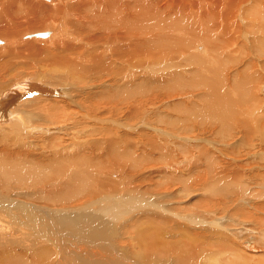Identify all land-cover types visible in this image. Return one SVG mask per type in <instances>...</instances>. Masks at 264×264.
Returning <instances> with one entry per match:
<instances>
[{"label": "bare ground", "instance_id": "6f19581e", "mask_svg": "<svg viewBox=\"0 0 264 264\" xmlns=\"http://www.w3.org/2000/svg\"><path fill=\"white\" fill-rule=\"evenodd\" d=\"M44 1L51 3L50 6L52 7L50 8L49 6H47V4H44L42 0H0V5H3L0 6L1 12H7V16H0V34H5L7 37V34L11 35V33H13L16 27L19 25L22 26L25 23L33 25L34 23H38L41 18H44V20L45 18H50V21L53 22L51 29L44 30L43 28L42 31L34 30L24 32L23 34L18 35L13 43L18 45L16 41L21 43L22 40L27 42L30 39L34 40L42 38L41 40L46 41L45 43L50 46L58 45V47H56L58 52H52L49 49L41 48L40 46L35 45V43L33 42L29 43L28 45H26V47L23 48L28 55L32 56V60H37L39 64L36 63L38 64L37 66H35L36 64H33L34 66L31 65L32 71H35H30L31 75L33 76L25 75L20 79H15L11 84H6V87L2 91L0 90V136H7L11 133L13 134V132L18 135H26L27 133H35L36 131L48 132L50 130L56 131L55 129L62 128L61 130L64 129V131H66L67 133V136L60 137L59 135H57L58 140L60 137L59 144H61L58 148L54 146L56 145V143H51L52 147L49 145L50 150L53 152V154L58 149L59 152H62L69 146H74V148L77 149L78 144H83L90 147V142L92 141V139H87V136L85 135L82 137L81 141L77 140V136L72 134V136L69 135V133H73L75 130L70 131V129L72 128H70L69 126L67 128H63V126H66L64 125L63 121H66L68 119H70L71 121V119L74 118L73 114L77 113V111L74 110L75 108L73 109L72 106L78 108L77 103H82L83 100L86 99V97H81L80 99H78L79 95L74 89V81L62 78V76L60 75V80L58 81L57 77L59 76L56 77L57 72L67 70L74 60L82 58L81 61H83V63H92V65L84 68L77 66L76 64H72V69L75 68L76 70H81V72H83L84 74L83 77L86 79L87 84L92 83L95 80H100V76L102 74L115 76V78H112L110 81L114 84L113 89L111 90L113 93L109 96L112 99H116L118 103L115 101H108L104 105L106 106V109L104 111L101 110L102 113H105V115L107 113L113 116H120V114L124 112V106H130V112H127V115L125 113V115L122 114L124 115V117H122L123 123H125L124 125H122L123 123L121 124V121L117 119L118 117H113V121L111 119L106 120L103 116V118H96L93 112H87L86 110H84L81 114L79 113V115L87 119L98 121L102 124L101 127L102 131L104 132L103 134H106L109 137V139L105 141L109 148V161H107L106 164H117V162L123 161L122 163H124V167H129L127 170L129 173H131V175H133L132 172L134 171L138 170L139 172V170L142 168L141 166L145 162V158L141 155L136 156L134 152L136 151V148L134 149L135 144H143L142 140L138 142V139L135 140L133 138L136 137V133L129 134V132H134L135 129H137L138 131L141 125L137 128V124H135L136 128H133V126L127 124L134 118H137V116H135L137 111L138 115H141V117L144 116L146 118L147 115L145 116L144 113L147 110L153 108L151 107L149 102L157 99L158 97L157 96L153 100H151L149 97L155 89L166 90L165 94L159 93V95H161L160 98L171 95L172 99L177 97L192 99L193 97H195L196 100L199 99L203 101L205 100V90H207V93H210L212 95V103L205 102V106L206 108L208 107V110L204 109L201 111V113L200 111L194 109L198 107L192 106L191 103H194L195 101L190 103L186 101L176 104L177 108L175 110L177 111V113L174 110L176 114L161 113L157 116H154V121L150 122V120H147L146 127L149 130L151 129V133L155 134V136H152V147H165L172 155V159L170 161H166V164L168 163V167H175L179 164L186 165V163L189 162V156L187 157L188 160H184L183 163L176 162L175 160H177V156L175 155V151L173 152L174 149L170 147V140L172 139L174 140V142L175 140L178 141V143H172V145L176 147L177 145L181 147L184 146L183 143H185L187 140L184 137H179L178 134H185L187 130L189 131V129H193L194 125L192 128L191 123H193V121L195 120H199L200 122H209L210 120L212 121V123H216L217 126L222 127L223 130H225L226 125L230 129L233 120L238 116L239 112L237 111L238 106H236L237 94H235V90L236 88H238V93H242L241 87L246 84L245 81L248 78V76H246L248 74L246 68L254 65V60H248V52L246 53L247 57L244 56V58L248 61H246L243 56H241V63L238 58L227 60L220 59L219 51L223 49L227 56L233 57L235 51H237L238 49L242 50L243 48H245L246 50H251L253 48V51L260 55L258 56L254 54L251 56L256 57L259 61L263 60V58L259 57H264V40H259V42H256V44L254 43L250 46L247 45L249 48H247V46L245 45V42L247 41L246 37L249 34V31H247L249 29V24H246V22L248 21L252 23L254 21L253 19H256L259 23V15L255 14V8L257 4L259 6L260 2L262 3L264 2V0H254L255 3L250 8H244V5L253 0H237L236 2H234L235 0ZM262 4L260 8L264 7ZM190 9L192 10L191 14L189 13ZM241 11L246 14V17H248L247 19L243 18V13ZM261 11L263 12L264 10L262 9ZM13 15H19V17H14ZM6 17L8 18V20L6 19ZM202 18H205L204 22ZM262 19L264 20V13H262ZM244 22L245 25H243ZM202 23H205L204 25L213 23L216 25V27H219V31L221 32L216 33L210 29H208L207 32L198 31V26L201 27L200 24L202 25ZM37 32H47V35L35 36L34 34ZM214 34L219 35L216 36ZM84 36H86V40H84ZM2 38L6 39L5 37ZM2 38L0 37V39ZM103 39L106 40L104 42L96 44ZM198 40L203 41L204 43H196L198 42ZM66 41H73L76 43H80L81 45L78 46L76 43L73 44ZM247 42H249V40ZM1 43L2 44L0 47L4 49L3 47L6 43L3 41ZM207 43L211 44L208 45ZM93 45H95V47ZM220 45H222L223 47L221 49H218ZM90 48L91 50H88ZM61 50L65 52H61ZM4 51L9 53L8 55L10 56H8L9 58L7 59L5 58L6 60L0 59V70H5L4 75L6 76L3 82L12 79L15 75L23 74L24 71L28 69H25V67L23 69H18L11 64V57L14 52H16V50L4 49ZM253 51L251 53H254ZM17 52L20 53L19 50H17ZM170 61L181 62V64H183V67L187 66L188 69L186 70H189V72H187L188 76L184 77L186 74L183 73L185 68L176 70V68L178 67L175 63H169ZM236 62L243 64L241 65L242 67H237L238 70L234 67L233 74L231 72L229 73V70L227 68L231 63L234 65L237 64ZM153 63L155 67L161 66V63H169L166 66L167 72H165L164 69H161L157 73H155V76H153V79L157 83H152L153 79L146 80L144 78H138L137 80H135L136 82H132L133 80L130 79L129 81H126L125 84H122L127 76H131L132 78L135 72L138 71L133 77V79H135L137 78L136 76L137 74H139L140 69L146 68ZM193 63L195 65H198V68L194 71L193 69H190V65H193ZM259 63H261L264 67V61H261ZM101 71L103 72L102 74ZM12 74L15 75L12 76ZM162 74H164V76H162ZM78 76H76V79L78 78ZM139 79H142L144 81L140 82ZM130 82L131 84H129ZM145 82L148 84L149 88L144 91V88H146L144 87ZM207 82L210 84H208ZM78 83L79 82L77 81V84ZM231 83L234 87H231L229 85ZM0 84L2 83L0 82ZM83 84L86 85L85 82ZM62 85H64L65 88H63ZM91 87L93 86H90V88ZM186 88L188 90H191L193 93L187 94L185 92L187 91ZM196 89H198L199 91H196L197 93H194ZM175 91L176 95L174 94ZM94 93L96 92L94 91ZM137 95L140 96H138V99H136ZM226 99L228 100L227 104L225 103ZM92 102V100H89L87 98L89 108H94L93 110H96L97 108L95 107V105L93 106V104L95 103L93 102L92 104ZM146 102L149 103L148 108H145L143 111L139 110L137 107V103L140 106L141 104H146ZM171 108L173 110L174 106H171L169 109ZM33 113L35 115H33ZM150 113L151 112H149V114ZM83 119H80V121L74 119V126H78L79 129L83 130L82 133H85L86 131L87 135L93 137V135L97 133L95 124L90 122L91 120ZM140 119L141 118L138 117L139 121L137 120V122H140ZM58 121L62 122L63 126H60ZM79 122L83 124L80 125ZM144 124L145 123H142V126H144ZM159 125H164L165 128L173 130L172 132L175 133V136H173L172 133L166 131L165 129L164 132L163 129L159 127ZM115 126H118L119 128L116 129ZM120 127L126 129V131L119 130L121 129ZM90 129L92 131H90ZM148 131H143L142 129L138 132V134L145 136ZM191 131L192 130H190V132ZM116 135H121L127 138V146L125 147V149H127L126 153H120V151H118V149L116 148L120 146V143H118V141L116 140ZM157 137L161 138L162 143H157ZM99 139L100 138H97L96 141L93 140L92 146L99 145ZM82 140H84V142ZM205 142H207L206 139ZM52 148H54V150ZM182 150H184V148L181 149V153H183L184 151L188 152L187 149H185L184 151ZM141 151L143 152V148L141 149ZM183 158L184 157H182V159ZM178 159L182 161L181 158ZM65 160L66 159H64L65 163L58 165L57 167L52 164L49 170L56 172L54 173V175H64L66 172V170H64V167H68L67 174H72V184L75 186L70 191L68 200L66 199V197L41 196L37 198L31 191V194L26 192V194H20L19 191L17 193L16 189L15 191H12L11 195H9V190L3 185H6L8 182H10L14 184V186L18 189L21 188L20 186H23L24 184H29V182L33 179H41V177L44 176L47 171L41 170L38 167H34L32 166V164L24 165L22 162L18 163L13 159L0 158V187L2 186L3 188H5H2L0 190V214L5 210L7 204L10 202L13 204L16 203L15 206H17L13 207V210L15 211L12 214L13 218L9 214L3 216L0 215L1 240L4 239L7 235L6 231L8 230L6 229V226L8 225H10L11 227H15L16 230H18L17 232L19 233V235H21V239L18 237L16 241L23 242L26 241L24 237L30 235V230L28 228L29 226L36 228L38 222H49V224L55 230L56 234L67 238L66 243H61L59 241H55L53 243V248L57 254V258H70L71 260L77 259L76 261H78L79 258H81L80 260H86L89 257L85 255L81 256L79 255V253L84 252L82 251L84 249L91 250V247H93L92 242H90V240H84V237H80L79 235L71 231H63L58 225L56 221L57 219L55 218L62 217L64 225L71 226L72 230L74 231H77L76 229L78 228L85 229L86 227H90V230L92 231L91 235L93 237H96V240H99V242L103 244L104 242L100 239L108 235V232H106L107 230L104 229L113 230L115 227L116 230L117 224L120 223L122 219H124L126 214H128V211H134L137 208L138 211H140V209H149V211H152L154 210L151 207L152 205L156 210L159 209L158 211L166 213L169 216L176 215L171 212L167 213L166 211L162 210L163 208L159 207V205L153 204L152 202L150 205V201L156 203L155 199L152 198V195L150 196L149 194L143 193V202L140 199V192L142 190L138 191L140 187L137 190L135 188V195H131L127 191L122 190V182H124V184H127L125 186L127 189L130 188L129 184L127 183V180L129 179L126 178L127 176H124V174L122 173L123 170L120 171L119 175L116 172H113L117 169L116 165V169L112 167L111 169H106V175L111 177V180L109 179L110 181L106 180L105 178L104 180H99L100 185L98 183V180L90 185L89 183L95 180L96 177L93 174H91L90 176L86 174L79 178L77 176L76 169L71 168L72 166L66 165ZM56 162L57 161H55V163ZM136 164H139L140 168L137 170L132 169L134 168L132 167V165L135 166ZM164 174L165 173L162 174L163 178L166 179V175L164 176ZM3 178L5 179V181ZM175 180H179L181 182V180L183 179H181V177L179 176V178H176ZM164 183V180L161 183L157 182L156 187L162 186V184ZM132 188L133 187H131L130 190H132ZM101 189L105 191H101ZM26 190H28V188ZM120 190L121 194L125 198L126 204L124 202H116L117 199L112 198L111 193ZM144 190L146 192L147 189L144 188ZM80 191L88 192V195L85 197L84 201L81 203V205H70L69 203H71L80 195ZM14 193L17 194V199L13 198ZM96 196H98V198H102V200L104 199L103 203L105 204V206H116H113L115 211H113V209H110L109 211L107 210L114 215L113 221L110 224L106 222H100L98 224L92 225L89 220V218H91L92 216H78L76 218L69 217L71 216V214L76 213H80L81 215H83V213L91 210L94 205L89 206V204L98 199L96 198ZM28 199L44 203V205H46L47 207L38 208L35 203H30ZM137 202H140L141 204L137 205ZM144 205H150V207L146 208ZM24 206H28L32 211L25 212ZM48 206H51L53 208H49ZM37 216L44 218L40 220L37 218ZM177 216L178 219L182 218L185 222L194 226L207 227L208 225V223L205 222L204 219H195L191 217L192 219L187 220L183 216ZM154 218L155 217L151 216L148 219H146L145 217V220H141L143 225L146 226V232L148 236H152L150 231L152 223L150 220L159 224H163L162 221H158L156 220L157 218ZM1 219L9 222H3ZM216 221H213L212 224L210 223L212 231L220 230V225L218 224L219 226H217ZM143 227H138V229L141 231ZM8 237H10V235ZM113 237L116 238L120 236L117 232H115ZM182 237L185 239H183L181 242L177 241L178 243L189 244V242H194L197 245L203 244L205 242L202 234H196V236H194L193 234H190L186 231L182 234ZM110 241L111 239L104 244L108 245ZM206 241L209 242L208 240ZM86 246H88V248H86ZM244 246L246 245L244 244ZM247 246H250V244L247 243ZM98 254L102 255L107 253L103 248L99 251ZM136 255L139 256V258L145 257V255L139 254L138 252ZM10 256L11 255L8 254L6 257L0 259V263L23 264L22 259L26 260V257L23 254H19L20 257H18L17 260L14 261L11 260ZM73 256H76V258H74ZM110 259L116 260L117 258H113V256H110ZM93 260L96 259L93 258ZM129 260L134 261L133 258H130ZM138 260H135V262ZM236 260H234L233 262H237ZM238 260H240V258Z\"/></svg>", "mask_w": 264, "mask_h": 264}, {"label": "rangeland", "instance_id": "374dc122", "mask_svg": "<svg viewBox=\"0 0 264 264\" xmlns=\"http://www.w3.org/2000/svg\"><path fill=\"white\" fill-rule=\"evenodd\" d=\"M236 1L237 0H235L234 2ZM42 2L44 4H47V6H49L50 8L52 7L50 6L51 3H48L44 0H42ZM254 3L255 1L253 0L245 4L244 8H250L254 5ZM262 3L260 2L259 6L257 4L258 7L256 6L255 8L256 11L254 10L255 14L259 15V23L258 20L256 19H253L254 21L252 23L248 21L246 22V24H249L250 26V27L248 26L249 29L247 28L249 34L246 37V39L247 41L249 40V42L247 41L245 42L246 46L247 45L250 46L254 43L256 44V42H259V40H264V20L262 19V13H264V11L263 12L261 11L262 9L264 10V7L260 8L261 4L264 6V2ZM241 12L243 13V11ZM189 13L190 14L192 13L191 9L189 10ZM5 15L7 16V12L6 11L1 12L0 10V16H5ZM242 15L243 18L245 19L248 18L246 17L245 13H243ZM13 16L19 17V15H13ZM6 19L8 20L7 17ZM202 20L204 22L205 18L204 19L202 18ZM52 23L53 22L50 21V18L48 19L45 18V20L44 18H41V20L38 23H34L35 25L34 24L29 25L25 23L26 25L25 24L22 26L19 25L20 27L17 26L15 31L11 33V35L7 34V37L5 34L3 35L0 34L1 38L2 37L6 38V39L3 38L0 39L6 43L4 44L3 48L8 50L9 49L16 50V52H14V54L11 57L12 60L11 64L18 69H23L24 67L25 69L28 68L26 71H24L23 74H18V75L12 74V76L13 75L15 76L12 79H9L5 82H3L4 79L6 78V76L4 75L5 70H0V82L2 83L0 84L1 91L6 87L5 86L6 84H11L15 79H20L25 75L33 76L31 75V72H35V71L34 70L32 71L31 65L34 66L36 63H38V61L32 60V56L28 55L27 52L23 49L24 47H26V45L33 42L35 43V45H38L41 48L49 49L52 52H58L56 49L58 45L50 46L45 43L46 41L41 40L42 38L34 39V40L30 39L27 42L22 40L21 43L16 41L18 45L13 43V41L16 40V37L18 35L23 34L24 32L34 31V30L42 31L43 28L44 30L51 29ZM204 24L205 23H202V25L200 24L201 27L198 26V31L207 32L208 29H210L216 33L221 32L219 31L220 30L219 27H216V25L213 23H210L209 24L210 26L208 24L207 25ZM243 25H245V22L243 23ZM81 35H85V34H81ZM218 35L219 34H217L216 36ZM106 39H103L97 42L96 44L100 42H104ZM84 40H86V36H84ZM2 41H0V46L2 44L1 43ZM66 42L73 44L76 43L73 41H66ZM196 43L203 44L204 42L198 40V42ZM76 44L78 46L81 45L80 43H76ZM207 44L209 45L211 43H207ZM93 46L95 47V45ZM248 46L247 48H249ZM222 47L223 46L220 45L218 49H221ZM0 49L2 50V51L0 50V59L4 60L5 58L6 59L9 58L8 57L10 56L8 55L9 53L4 51L2 47H0ZM17 50H19L20 53H18ZM88 50H91V48ZM251 50L253 51V48ZM251 50L250 49L246 50L245 48H243L242 50L238 49L237 50L238 52L235 51L233 57L227 56L223 49L219 51L220 59L227 60V59L238 58L241 61V56H243V58L244 56L245 57L248 56L249 61L254 60L253 61L254 65H251L249 68H246L247 69L246 71L248 73L246 76H248V78L245 81L246 84L243 85V87H241L242 93H238L239 91L238 88H236L235 90V94H237L236 106H238L237 111L239 112H238V116L232 122V126H231L232 129L230 128L231 129L230 130L226 125L227 131L229 132L226 131V127L225 130H223L222 127L217 126L216 123H212V121L210 120L209 122L206 121L200 122L199 120H195L193 121V123H191L192 128L194 125L193 129H189V131L187 130L185 134H178L179 137H184L188 141L183 143L185 147L182 146L184 150L187 149L188 152L182 150L184 152L181 153V149H183L181 146L177 145L176 147L172 145V143H178V141L175 140L174 142V140L172 139L170 140L169 142L170 147L174 149L173 152L175 151V155L177 156V160L175 161L179 163L180 162L183 163L184 160L187 161L189 159V162H187L186 165L179 164L176 165L175 167H168L167 165L168 163L166 164V161H170L172 159V155L165 147L164 148L163 147L161 148L160 146L152 147L153 146L152 136H155V134L151 133L150 131L151 129L149 130L146 127L147 120H150V122L154 121L153 120L154 116H157L158 114L161 113L176 114L177 113V111L175 110L177 108L176 104L186 101L188 103L195 101L194 103L191 104L193 107H198L194 109L200 111L201 113V111L204 109L208 110V107L206 108L205 106V102L212 103V99H211L212 95L210 93H207V90H205L204 91L205 100L202 101L199 99L196 100L195 97H193L192 99L191 98L186 99L182 97L181 98L177 97L172 99L171 95H167L163 98L162 97L160 98L161 95H159V93L162 94L166 93L165 92L166 90H161V89L158 90L155 89L152 92L154 96L152 94L149 96L151 100H153L158 96L157 99H154L153 101L149 102L151 107H153L155 110L153 108L147 110L144 113L145 116L147 115L146 118L144 116L141 117V115H138V111H137L135 115L137 116V118H134L127 124L133 126V128L136 127L138 128V126L141 125L138 131L137 129H135L134 132H129V134L136 133L137 134L136 137L133 138L135 140L138 139L137 140L138 142L142 140L143 144H135L134 149L136 148L135 149L136 151L134 152L136 156L141 155L145 158V162L141 166L142 168L139 170V172L137 170L140 168L139 164H136L135 166L132 165V167H134L132 169L137 170L132 172L133 175H131V173L128 172L127 169L129 167L126 166L124 167V163H122L123 161L117 162V164H111V165L106 164L107 161H109L108 160L109 148L105 141L108 140L109 137L108 135L103 134L104 132L102 131V127H101L102 124L98 121L87 119L79 115V113L81 114L84 110H86L87 112L88 111L93 112L96 118L105 117L106 120L111 119L113 121L114 119L113 117H118L117 119L121 121V124L123 123L122 117H124L125 114L127 115V112H130L131 110L129 108L130 106L129 107L127 105L124 106V112H122L120 116H113L107 113L105 115V113H102L101 111V110L104 111L106 109V106L104 105L108 101H115L118 103L116 99H112L109 96L112 95L113 93L111 90L113 89V84H114L113 82L110 81L112 78H115V76L102 74L103 72L101 71L102 75L101 76L99 75L101 78L100 80H95L92 83L87 84L86 79L83 77L84 76L83 72H81V70L80 71L76 70L75 68L72 69V64H76L77 66L84 68H87L92 65V63H88V64L83 63V61H81L82 58L78 60H74L70 64V67L67 70L63 69L65 71L57 72L56 77L60 75L62 76V78H65L67 80H72L75 82L74 89L76 90V93L79 95L78 99H80L81 97H86V99H84L82 103L80 102L77 103L78 108L80 110L72 106V108L73 109L75 108L74 110H76L78 114L74 113L73 114L74 116L72 115L74 118H72L71 121L70 119L63 121L64 125L66 126H63L62 122L59 121L58 122L60 126H63V128H67L69 126L70 128H72L70 129V131L75 130L73 133H69V135L77 136V140L81 141L82 137L85 135L87 136V139L89 140L92 139V141L90 142L91 143L90 147H88L87 145L78 144L77 149H75L74 146H69L62 152H59L58 149L53 154V152L50 150V146L52 147L51 143H56V145L54 146L58 148L61 145L59 144L60 137L67 136L66 131H64V129L61 130L62 128L55 129L56 131L50 130L51 132L36 131L35 133L34 132L27 133L26 135L25 134L18 135L15 132H13V134L12 133L9 134L11 136L7 135L9 139L6 135L0 136L1 137L0 139L2 140L5 138L3 141L0 140L1 141L0 158L13 159L16 160L18 163L22 162L24 165L32 164V166L34 167H38L41 170L47 171L45 175L41 177V179L40 178L39 179L37 178L36 180L33 179L32 180L33 182L30 181L29 184L27 183L24 184L25 186L24 185L20 186L21 188H18L19 190L14 186V184L8 182L6 185H3L9 190L8 194L11 195L12 191L13 190L15 191L16 189L17 193L19 191L20 194H26V193L31 194L32 192L37 198L41 196L66 197V199L68 200L70 191L75 187L72 184V177H71L72 174L68 175L67 174L68 167H64V170H66V172L63 170L65 172L64 175H58V174L54 175V173L56 172L49 170L52 164L57 167L58 165L65 163L64 159H66L65 160L66 165L72 166L71 168H75L77 171V176L79 178L86 174H88V176L93 174L96 177L95 180L89 183L90 185H92L96 180H98V183L99 180H104L105 178L106 180L109 179L111 180V177L106 175V169H111V167L115 168L116 165L117 169L115 168L116 170H114L113 172H116L119 175L120 171L123 170L122 173L124 174V176L125 177L127 176L126 178L129 180L132 179L131 180L132 182L127 180V183L129 184L130 188L133 187L132 190H130V188L127 189L125 187L127 184H124V182H122L123 183L122 190L127 191L129 194L133 195L134 193H136L134 191L135 188L137 190L140 187L138 191L142 190L140 192L141 197L139 196L141 200L143 199V193L149 194L150 196L152 195L153 196L152 198L155 199L156 203L150 201L149 203L150 205L152 202L153 204L159 205V207L163 208L162 210L166 211L167 213L171 212L176 215L169 216L166 213H162L161 211H158L159 209L156 210L152 205L151 207L154 209L152 211H149V209H140V211H138V208L135 209L134 211H130V212L128 211L127 212L128 214H126L124 219H122L121 222L117 224L116 230L115 227L114 229L112 228L113 230L104 229L107 230L106 232H108V235L106 237H102L100 240H102L104 243H107V241L111 239L108 245L107 244L105 245L104 243L103 245L101 242H99V240H96V237H93L91 235L92 231L90 230V227H86V228L84 227L85 229L78 228L76 229L77 231H74L72 230L71 226L64 225V222L62 221V217L55 218L57 219L56 221L63 231L66 230L71 231L73 233H76L80 237H84V240L86 241L90 240V242H92L93 247H91V250L84 249L82 250L84 252L79 253V255L81 256L85 255L88 256L89 258L86 260H80L81 258H79L78 261H76L77 259L71 260L70 258L68 259L57 258V254L53 248V243L55 241L66 243L67 238L56 234L55 230L49 224V222H38L36 228L29 226L28 228L30 230V235H28L29 237L28 236L24 237L26 241L23 242L16 241L18 237L21 239L20 237L21 235H19V233L17 232L18 230H16L15 227H11L10 225H8L6 226V229L8 230L6 231L7 232V235L5 237L6 239L5 238L2 240L0 239V259L10 254L11 260L14 261L17 260L18 257H20L19 254H23L26 257V260L22 259L23 264H233V263L234 264H264V139H262L264 138V67L262 66L261 63H259L261 61H264V57H259V58H263V60L259 61L256 57H253L251 55L256 54L259 56L260 54H257L254 51H253L254 53H251L252 52ZM21 52L24 53L22 54ZM61 52H65V51L61 50ZM169 63H173V64L175 63L176 66L178 67L176 68V70L178 69L181 70L185 68L183 73L186 74L184 77L188 76L187 72H189V70L188 71L186 70L188 69L187 66L183 67V64L177 61L174 62L170 61ZM169 63H161V66L158 67H155L153 63L146 68L140 69L139 74H137L136 76L137 78L133 79L136 72L138 71L135 72L132 78L131 76L130 77L127 76L125 78V81L122 82V84H125V82L129 81L130 79L133 80L132 82H134L138 78L152 80L154 78L153 76H155V73H157L159 70L164 69L165 72H167L166 66ZM38 64H36L35 66H37ZM231 64L227 69L229 70V73L231 72L232 74L234 71V67L238 70V68L239 67L241 68L242 67L241 65H243L240 63H237L235 65L234 64L231 65ZM193 65H190V69L191 70L193 69L194 71L198 68V65L197 64L195 65L194 63ZM164 74H162V76H164ZM60 76L57 77L58 81L60 80ZM76 76L80 78L76 79ZM139 80L140 82L144 81L142 79ZM77 81L79 82L78 84ZM84 82L86 83V85L83 84ZM152 83H157V82H155V80L153 79ZM129 84H131V82ZM89 85L93 87L90 88ZM144 85H145L144 87H146V88L143 87L145 91L149 87L146 82L144 83ZM229 85L231 87H234L232 83ZM62 87L65 88L64 85H62ZM94 91L96 93H94ZM196 91L198 92L199 90L196 89L194 93H197ZM185 92L187 94L193 93L191 90L188 89ZM175 93L176 91L174 92V94ZM91 95L93 96V98ZM138 96L139 95L136 96V99L140 97ZM87 98L95 103L93 104L92 102L93 106L95 105V107L97 108L96 110H93L94 108L93 109L89 108L87 103ZM227 102L228 100L226 99L225 103L227 104ZM149 103L146 102V104L143 105L141 104L140 106L137 103L138 105L137 107L139 110L143 111L145 108H148ZM167 106L169 108L171 106H174V109L173 110L172 108L169 109ZM174 110L176 111V113L174 112ZM149 112L151 113L149 114ZM33 115L35 114L33 113ZM138 117L141 118L140 122H137ZM83 118L85 120H91L90 122L95 124L97 128L96 130L97 133L93 135V137L95 136L94 138L92 136L87 135L86 131L85 133H82L83 130L79 129L78 126H74L75 120L80 121V119ZM142 123H145L144 126H142ZM82 124L83 123H80V125ZM124 124L125 123H123L122 125ZM135 124H137L136 127ZM159 127L163 129L164 132L165 130L169 131L170 133L173 134V136H175V133L172 132L173 130H170L169 128H165L164 125H159ZM115 128L118 129L119 127L115 126ZM141 128L143 129V131L149 130L145 136L138 134V132L142 130ZM119 130L126 131V129L124 128H121ZM190 130L192 131L190 132ZM90 131L92 130L90 129ZM57 135L60 136L59 140L57 138ZM116 137H117L116 140L118 141V143H120V146L116 148L118 149V151H120V153L121 152L126 153L127 149H125V147L127 146L126 145L127 138L121 135H116ZM97 138H100L99 139L100 144L97 146H92L93 140L96 141ZM205 139L207 142H205ZM82 141L84 142V140ZM161 141H162L161 138H158L157 143H162ZM54 148L52 149L54 150ZM142 148H143V152L141 151ZM182 157L184 158L182 159ZM178 158H181L182 161ZM55 161L57 162L55 163ZM163 173H165L164 176L166 175V179L163 178L162 175ZM179 176L184 181L181 180L180 182L179 180H175L176 178H179ZM163 180L165 181V183L162 184V186L156 187L157 182L161 183ZM2 188L3 187L1 186L0 190ZM27 188L28 190H26ZM144 188L147 189L146 192ZM101 191H105V190L101 189ZM87 195H88L87 191L85 192L80 191V195L69 204L81 205V203L84 201ZM111 195L112 198L117 199L116 202L118 201L125 203V198L121 194V190L117 192H112ZM13 198L17 199L16 193H14ZM96 198H98V196H96ZM99 199H100V203H99ZM103 200L102 198H98L97 200L91 202L89 206L94 205L93 208L83 213V215H81L80 213H76V214H71V216L69 215L68 216L71 218H76L78 216L79 217L92 216L91 218H89L92 225L98 224L100 222H106L110 224L113 221L114 215L108 211L110 209H113V211H115L114 207L116 206L114 205H110V207L105 206ZM28 201L32 204L35 203V205L38 208L47 207L46 205H44V203L36 202L32 199H28ZM139 204L141 203L137 202V205ZM15 205L16 203L14 204L11 202L8 203L5 210L0 215L3 216L9 214L13 218L12 214L15 212L13 210V207H17ZM150 205L147 206L144 205V206L146 208H149ZM48 207L53 208L51 206ZM24 210L25 212L32 211L28 206H24ZM177 215L183 216L187 220H190L192 218L204 219L205 222L208 223V225L207 227L194 226L185 222L184 219L182 218L178 219ZM148 216L149 217L153 216L157 218L156 220L163 222V224H159L149 219L152 223V227L150 230L152 236H148L146 232V226H144L141 221V220H145L144 219L145 217L146 219H148L149 218ZM37 218L41 220L44 217L37 216ZM2 221L9 222L5 220ZM213 221H216L217 226L220 225L219 226L220 230L212 231L211 229L212 227L210 226ZM138 227H143V228L140 231ZM186 231L190 234H193L194 236H196V234H200V235L202 234V236L204 237L203 239H205V242L203 244H197V245L194 242H189V244L178 243L177 241L181 242L183 239H185L182 237V234L185 233ZM115 232H117L120 237L114 238L113 235ZM9 235L10 237H8ZM206 240H208L209 242H207ZM247 243L250 244V246H247ZM244 244L246 246H244ZM102 247L104 248L107 254H102V255L98 254L99 251L103 249ZM86 248H88V246H86ZM137 252L139 254L145 255V257L139 258V256L136 255ZM110 256L111 257L113 256V258L115 257L117 259L112 260L110 259ZM73 257L76 258V256ZM93 258L96 260H93ZM130 258H133L134 261H130L129 260ZM239 258L240 260H238ZM233 259L236 260L237 262H233L234 261ZM135 260L138 261L135 262Z\"/></svg>", "mask_w": 264, "mask_h": 264}, {"label": "water", "instance_id": "95a60500", "mask_svg": "<svg viewBox=\"0 0 264 264\" xmlns=\"http://www.w3.org/2000/svg\"><path fill=\"white\" fill-rule=\"evenodd\" d=\"M35 36H46L47 32H37L34 34Z\"/></svg>", "mask_w": 264, "mask_h": 264}]
</instances>
